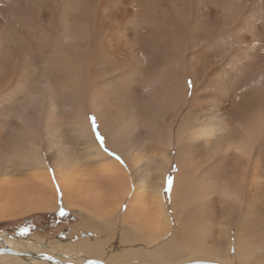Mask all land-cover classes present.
Returning <instances> with one entry per match:
<instances>
[{
    "label": "bare ground",
    "instance_id": "obj_1",
    "mask_svg": "<svg viewBox=\"0 0 264 264\" xmlns=\"http://www.w3.org/2000/svg\"><path fill=\"white\" fill-rule=\"evenodd\" d=\"M61 207L0 261L264 264V0H0V223Z\"/></svg>",
    "mask_w": 264,
    "mask_h": 264
},
{
    "label": "rangeland",
    "instance_id": "obj_2",
    "mask_svg": "<svg viewBox=\"0 0 264 264\" xmlns=\"http://www.w3.org/2000/svg\"><path fill=\"white\" fill-rule=\"evenodd\" d=\"M98 131L100 135L103 136L99 126ZM71 215L73 214H70L68 210L64 211V215H60L58 212L55 211L50 212L48 214L34 212L25 216L18 217L14 221L9 220L5 221L4 223H0V232H5L9 234V236H11L12 238L16 237L15 239L17 240L21 238L24 240L35 241L40 245L42 244L41 247H43L45 251L46 249L53 250L54 253H58V256L65 255V257L72 258L74 260L75 258L73 257L76 256L75 254L78 252L77 248L79 247L74 244L75 242H77V240L80 241L81 245L86 246L85 243H93L92 241L87 242L86 239L96 238L97 241H101L103 239L106 242L107 237L103 234L102 231H98L97 233H95V230H93L91 227H81V224H78L79 220H77V217H73ZM76 226H79L80 228H77ZM22 228H26L27 232L22 233L20 231ZM106 247L108 246L106 245ZM67 253L69 254L67 255ZM70 254H72V256ZM114 255V252L109 253V250H107L106 255H102L99 260L101 262L103 261L104 264H124L119 262L118 259L114 257ZM42 258L46 259L45 257ZM0 264L21 263H15L12 260H3L0 261Z\"/></svg>",
    "mask_w": 264,
    "mask_h": 264
},
{
    "label": "snow or ice",
    "instance_id": "obj_3",
    "mask_svg": "<svg viewBox=\"0 0 264 264\" xmlns=\"http://www.w3.org/2000/svg\"><path fill=\"white\" fill-rule=\"evenodd\" d=\"M189 83V87H191V81L188 82ZM89 120L91 122V126L93 129V132L96 135L97 140L100 142L101 147L104 149V151L109 152L110 155H112L122 166L127 167V163L124 160V158L117 152L115 151H110L107 146L106 143L104 141V137L102 135H100L99 131H98V125L96 123V119L94 116L89 117ZM174 183V177L171 175H167L164 178V185H163V193L165 194L166 198L168 199V201L170 202L171 200V191H172V186ZM57 192L58 194L62 195L59 191V187L57 186ZM59 214L60 215H64V209L61 207L59 210ZM22 233H26L27 229L26 228H22L20 230ZM234 251V249H233ZM50 258V257H49Z\"/></svg>",
    "mask_w": 264,
    "mask_h": 264
},
{
    "label": "water",
    "instance_id": "obj_4",
    "mask_svg": "<svg viewBox=\"0 0 264 264\" xmlns=\"http://www.w3.org/2000/svg\"><path fill=\"white\" fill-rule=\"evenodd\" d=\"M10 252L23 255V253H20V252H15V251H10ZM39 258H41V257H39ZM46 258H48L49 260H54L51 256H46ZM94 263H96V264H104V263L99 262V261H95ZM61 264H65V263H61Z\"/></svg>",
    "mask_w": 264,
    "mask_h": 264
}]
</instances>
